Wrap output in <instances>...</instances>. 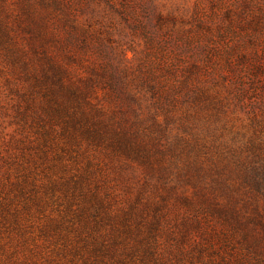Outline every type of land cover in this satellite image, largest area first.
Segmentation results:
<instances>
[{
    "label": "rangeland",
    "instance_id": "obj_1",
    "mask_svg": "<svg viewBox=\"0 0 264 264\" xmlns=\"http://www.w3.org/2000/svg\"><path fill=\"white\" fill-rule=\"evenodd\" d=\"M154 1L191 26L198 0ZM43 12L0 0V264H264V109L235 108L227 86L239 76L264 98V61L218 73L141 149L89 135L46 88L23 54ZM91 24L136 63L117 21Z\"/></svg>",
    "mask_w": 264,
    "mask_h": 264
},
{
    "label": "trees",
    "instance_id": "obj_2",
    "mask_svg": "<svg viewBox=\"0 0 264 264\" xmlns=\"http://www.w3.org/2000/svg\"><path fill=\"white\" fill-rule=\"evenodd\" d=\"M201 3L191 26L177 28L154 0H40L44 12L30 14L23 29L30 48L23 54L42 62L46 88L89 135L112 134L143 149L147 142L140 140L166 131L218 73L234 75L243 62L251 70L250 61H264V0H210L207 9ZM99 17L117 21L139 41L134 65L109 34L106 39L92 24L82 29V21ZM237 45L239 56L226 58ZM245 85L235 75L227 84L235 108L263 110L264 98L253 101Z\"/></svg>",
    "mask_w": 264,
    "mask_h": 264
}]
</instances>
